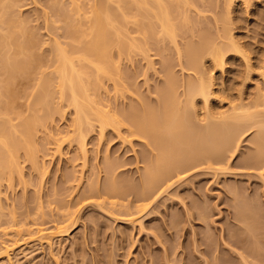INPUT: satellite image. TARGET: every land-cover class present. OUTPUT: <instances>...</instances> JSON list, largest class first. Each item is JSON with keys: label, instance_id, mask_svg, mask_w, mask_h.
<instances>
[{"label": "rangeland", "instance_id": "obj_1", "mask_svg": "<svg viewBox=\"0 0 264 264\" xmlns=\"http://www.w3.org/2000/svg\"><path fill=\"white\" fill-rule=\"evenodd\" d=\"M46 1L17 0L14 8L19 19L29 21L25 24L38 42L36 53L44 59L50 55V40L53 39L49 32L53 31L52 34L57 37L54 28L55 24L58 25H52L55 17L52 16L54 19H51L52 13L48 16ZM62 1L64 4L69 3L68 0ZM100 1L102 0H77L81 6L80 14L89 20L93 4ZM190 1L194 6L189 14L188 25L178 33L177 47L181 49L187 41L197 40L196 33L192 34L190 30L207 36L216 44L224 42L219 37L220 24L217 20L227 10V0ZM234 1L229 7V28L243 53L250 58L251 78H245L246 63L241 55L229 52L224 57L225 64L222 69H213L208 61L209 57L204 58L202 70L210 72L214 77V96L211 98V104L215 110L218 106L232 103L240 90L243 95L241 96H248L247 99L250 91L253 94L256 92L253 91L255 85L263 87L261 89L264 90V0ZM45 6L47 15L44 13ZM43 16H48L47 20ZM49 17L53 20L52 23H49ZM48 27L51 30L47 29ZM129 30L130 35L139 38V35L134 33V27L130 26ZM146 55L145 57L140 53H133L132 58L119 60L118 54L112 53V60L120 77L104 79L98 86L95 96L103 109L121 111L138 105L141 100L155 102L154 91L165 83L164 70L167 63L178 84L177 95L182 100V84L196 75L187 70L186 66H183L186 69L182 70L175 48L169 45H151ZM182 61L183 59L181 63ZM150 62L151 67L148 64ZM15 88L16 96L18 93L19 97L15 104L16 111L26 117L31 114L36 79L31 77L23 80ZM260 88L255 90L261 91ZM66 104L61 102V109L57 105L61 113L54 112L49 123L47 121L46 126L35 133L37 167H33L20 153V175L10 180H0V248L5 246L3 248L7 249L6 246H9L8 254H0V264H92V260L94 264H113V261L114 264H149L152 256L151 259L158 264L159 260L163 261L161 256L168 249L174 253L172 255L171 251H168L169 264H201L204 258L211 261L210 254L218 249L216 254L219 252V256L230 258L229 261L234 260L236 264V259L228 258L227 251L218 243L217 231L222 229L227 241L229 234L237 232V223L234 221L235 206L238 208L244 202L251 205L253 203V206L256 205L252 206L255 209L260 208L262 218L260 215L259 218L264 219V175L260 177L264 168L254 169L245 163L254 150L250 143L254 130L242 136L239 147L222 167V172L214 175L213 171L203 168L190 170L168 193L162 194L156 199V203H152L153 208H150V205L147 210L149 215H146L148 212L145 211L143 215L134 216L133 219L137 221L131 224L123 221L129 218L124 208H96L94 204L102 203L103 200L88 196L87 187L90 183H96L101 184V188L102 184L107 182L106 176L115 167V178L124 179L125 182L132 180L133 186H137L138 176L145 167L141 161L149 157V149L142 140L128 136L127 127L119 129L120 135L113 128H107L102 140H99L98 130L95 128L92 133L86 135L87 156L86 166L83 167L78 146L73 142V111L67 108ZM13 120L14 123L18 122L14 118ZM122 138L131 143L123 142ZM109 168L111 172L108 171L107 174ZM234 193L238 197H233ZM202 207L208 212L206 223L198 220L195 214V209ZM69 210L75 214L69 213L74 215L72 218L77 216L80 219L70 234L52 237L50 246L37 240L36 232L39 229L53 233L68 226L71 220L67 219ZM66 213L67 216H62ZM172 222L177 224L176 229H172ZM245 245L249 244L246 242ZM237 250L241 251L240 248ZM198 251H201L202 255H199ZM111 253L113 255H110ZM110 256H113L112 262ZM153 260L150 264H155L152 263Z\"/></svg>", "mask_w": 264, "mask_h": 264}, {"label": "bare ground", "instance_id": "obj_2", "mask_svg": "<svg viewBox=\"0 0 264 264\" xmlns=\"http://www.w3.org/2000/svg\"><path fill=\"white\" fill-rule=\"evenodd\" d=\"M47 1L48 16L52 13L51 19L55 17L54 21L52 20L54 23L50 17L48 21L53 26L55 23L58 25L55 24L54 28L57 37L52 34L53 31L49 32L55 39L50 40V55L44 59L36 53L38 42L25 24L29 21L19 19L14 12L17 0H0V180H10L20 175V153L33 167H37L35 133L44 128L47 121L49 123L54 112L61 113L57 107L61 102H67L65 106L73 111V142L78 146L83 167L86 166L87 156L86 135L92 133L95 128L98 130L99 140H102L107 128H113L119 134L120 128L127 127L128 136L142 140L149 149L148 158L142 161L137 159L145 166L138 176L137 186H133L132 180L130 184L128 180L125 182L124 179L115 178L113 173L117 167L112 168V172L111 168L107 169V174L108 171L111 173L106 174L107 182L105 181L101 188V184L96 183H88V187L86 186L88 196L103 200L102 203L94 204L96 208H124L130 218L123 220L125 223L136 222L134 216L148 212L150 205V208H153L156 199L168 193L190 170L203 168L213 171L214 175L222 172V167L239 147L242 136L251 130H254L250 140L254 150L245 163L254 169L264 168L263 87L255 85L262 93L259 89L255 90L257 87L254 86L253 91L256 92L253 94L250 91L248 99V96L242 97L240 90L237 98L234 97V103L230 99L232 103L227 101L229 105L218 106L215 110L211 104V98L214 96V77L210 72L202 70V60L206 57H209L208 61L213 69H222L225 64L224 57L230 52L242 56L247 69L245 78H251L250 58L243 53L229 28V7L235 3L234 0H227V10L217 20L220 24L219 37L224 42L216 44L207 36L190 30L192 34L196 33L197 40L187 41L181 49L177 47L176 39L178 33L189 23V14L194 6L190 0H102L93 4L89 20L80 14L81 6L77 0H68L67 4L62 0ZM46 10L47 7L45 14ZM130 26L134 27V33L139 35V38L130 35ZM47 29L51 30L49 27ZM151 45L172 46L177 52L182 70L185 68L183 66H186L187 70L196 75L182 84V100L177 95L178 84L167 63L164 70L165 83L154 91L155 102L141 100L138 105L121 111L103 109L95 96L98 86L104 79L120 77L118 68L113 63L112 53L116 52L119 60L132 58L133 53L145 56ZM148 64L152 66L151 62ZM31 77L36 79V90L31 114L24 117L16 111L15 104L19 97L18 93L16 96L15 87L19 82ZM13 118L18 122L14 123ZM122 140L131 143L125 138ZM260 177L263 176L260 174ZM234 196L237 195L234 193ZM239 199L240 197L238 201ZM243 204L238 208L235 206L234 221L237 223V232L229 234L227 241L222 229H216L217 241L227 251L228 258L236 259V264H264L262 212L260 213L258 206L259 209L253 208L256 207L253 203ZM1 210L0 204V212ZM195 210L198 220L206 223L207 209L202 207ZM67 213V219H71L68 226L53 233L48 229L49 232L39 229L36 232L37 240L50 246L52 237L70 234L80 219L77 216L72 218L75 214L70 210ZM67 213L62 216H67ZM146 215H149V212ZM173 224L172 229H176L177 224ZM246 242L248 246L245 245ZM3 247L0 250L4 249ZM7 249L1 250L0 254L7 253ZM168 251L171 250L164 251L166 254L161 256L163 264H169ZM214 252L210 254L211 261L204 258L201 264H235L234 260L233 263L229 261L230 258H222L219 252ZM198 253L202 255L201 251ZM111 257L113 256L109 257L110 260ZM150 259L149 264L153 260ZM159 262L157 263L160 264ZM94 263L92 260V264ZM152 263H155L154 260Z\"/></svg>", "mask_w": 264, "mask_h": 264}, {"label": "snow or ice", "instance_id": "obj_3", "mask_svg": "<svg viewBox=\"0 0 264 264\" xmlns=\"http://www.w3.org/2000/svg\"><path fill=\"white\" fill-rule=\"evenodd\" d=\"M262 74H264V72H262ZM261 175H264V172H261Z\"/></svg>", "mask_w": 264, "mask_h": 264}]
</instances>
